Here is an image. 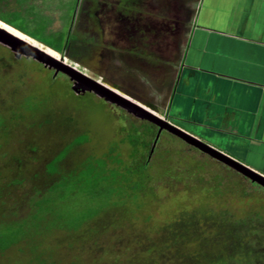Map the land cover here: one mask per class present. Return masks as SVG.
<instances>
[{"label":"rangeland","instance_id":"rangeland-1","mask_svg":"<svg viewBox=\"0 0 264 264\" xmlns=\"http://www.w3.org/2000/svg\"><path fill=\"white\" fill-rule=\"evenodd\" d=\"M3 1V15L13 22L18 12L33 27L44 20L42 37L72 31L75 39L61 54L68 63L156 113L148 104L165 95L158 90L166 86L168 60L162 55L171 42L154 5ZM145 122L93 93H75L69 77L17 57L0 43V234L19 239L0 251V264H181L177 254L215 253L228 240H214L225 223L234 234L243 227L264 233V188L167 131L149 157L150 149L140 143L153 139L144 136L137 146L129 139L150 134ZM136 159L151 164L140 178ZM86 172L94 182L107 180L83 185ZM65 179L81 185L69 201L70 212L91 220L78 230L51 229L54 220L33 228L37 221L28 218L36 213L34 201L44 194L50 198L51 187ZM60 187L62 194L75 184ZM198 209L194 233L184 245L175 240V249L172 227Z\"/></svg>","mask_w":264,"mask_h":264},{"label":"crops","instance_id":"crops-1","mask_svg":"<svg viewBox=\"0 0 264 264\" xmlns=\"http://www.w3.org/2000/svg\"><path fill=\"white\" fill-rule=\"evenodd\" d=\"M135 2L165 17L171 42L165 95L148 106L264 175V0Z\"/></svg>","mask_w":264,"mask_h":264},{"label":"trees","instance_id":"trees-1","mask_svg":"<svg viewBox=\"0 0 264 264\" xmlns=\"http://www.w3.org/2000/svg\"><path fill=\"white\" fill-rule=\"evenodd\" d=\"M2 2L4 1L0 0V21L20 31L21 33L27 35L28 37L36 40L37 42L49 47L50 49L56 51L57 53L59 54L65 53L70 47L73 39H75L73 34H71L72 31L69 35V34H64L62 30L58 32H54L55 34L53 33L52 34L53 36H51V38L42 37L41 32H44L46 30V25H44V20L38 21L33 27L29 19L27 20L26 18L21 16L23 15V13L18 12L17 15L15 16L18 18L17 19L18 21L13 22V20L8 17L9 15L7 14L3 15V12L5 11V7L4 8L2 7ZM16 10L22 12L24 9L19 7V9H16ZM144 129L146 130L145 132H149L150 134H143V135L131 134V138L129 136V139H130L131 145H136V146L140 140L143 141L142 139L144 138V136H148L151 139H153V143L151 144L145 141L140 143L142 148L150 149L149 157H151L156 154L155 152L156 148H154L155 150L154 151L153 145H154V142L158 134V128L152 123L145 122ZM136 161L137 163H135V165L137 167L139 166L140 169L139 170L135 169L134 172L138 173V178H140V175H145L146 173H148L147 171L149 170V166L151 164H148L145 161L142 162L140 159H136ZM88 173L89 172H86L82 176L83 181L86 182V184L84 182L83 185L92 184L94 186L97 181L105 182L107 180L106 177H103L100 179H96V182H94L95 176H92L91 174H88ZM92 173H93V170H92ZM127 174L130 178L131 171L128 170ZM97 176H99V173L96 175V177ZM112 178H115V175H113ZM62 182L66 183V185L67 184L73 185L74 183L75 189L69 190L61 194V192L59 191L61 190L60 183L63 184ZM77 186H78V189H76ZM80 186H81L80 184L78 185L74 181L65 179V180H62L54 184L51 187V189L49 190V192H51L50 198H48V196L44 194L39 199H36L35 201L33 200L35 204V205L33 204V210L35 209L36 213L34 215H29V218H28V219H32L34 217V219L37 221L36 225H32L33 228L35 227L37 228V227L44 225V221L46 220L48 221L54 220L55 222L53 226L51 227V229L61 228V229H67V230H78L84 224L83 221H85V219L88 218L89 220H91L90 217L86 218L85 216L76 218L74 216V213H72V211L70 212V209H69V201L74 195L77 194V191L79 190ZM133 186L137 189L139 187H142L140 185H136L134 182H133ZM114 193H115L114 189L111 188L110 190H108V195H110L108 201L111 200V197ZM200 212H201V209H198V211H195L191 215H188L187 218L184 220V222L180 220V222H177V224L172 227V229L173 228L174 229L172 232L173 234H171L170 238L173 239V244L175 246V249H177L176 243L174 242L175 240L177 239L180 240L178 242V245H182V244L184 245L185 241L188 238H190V234L194 233L193 231L196 229L198 222H196V220H193V218L197 217V215H199ZM69 214H71V216L73 215L72 216L73 218L79 219V222L78 223H76V221L72 222L71 216H69ZM82 222L83 224H81ZM236 222H239V225L242 224L240 220H236ZM228 224L229 223L227 224L225 223L223 228H220L216 231V235L218 237H215L214 240L216 238L219 239L223 237L224 235H226L225 237H228V240H226V242L220 245L219 247L220 250L217 249L215 253L211 252L212 254L206 253L201 258H197V257L187 258V257L180 256L179 254H177L176 257L178 259H182V260L184 259L183 262L181 260V264H264V233L260 231L259 233L255 234L252 228L247 229L243 227V228H240L237 232H235L236 234H234L233 232L234 229L229 231V227L231 226ZM18 240L19 239H15L13 241L12 240L7 241L5 239V235L0 234V243H1L0 251H3L4 250L3 248L13 244L15 241L17 243ZM169 240L170 239L166 241H169ZM260 245H262V247ZM168 246L169 248H171L172 244L170 245L168 244ZM168 246L165 242L164 247L168 248ZM213 250H215V248H213Z\"/></svg>","mask_w":264,"mask_h":264},{"label":"water","instance_id":"water-1","mask_svg":"<svg viewBox=\"0 0 264 264\" xmlns=\"http://www.w3.org/2000/svg\"><path fill=\"white\" fill-rule=\"evenodd\" d=\"M4 26L15 30L19 33L20 31L12 28L11 26L0 21ZM24 37L30 39L33 42L40 44L43 48L35 46L30 42L17 37L10 33L6 28L0 27V43L4 46L10 48V50L16 54L17 57L26 56L33 58L37 62L41 63L45 68L54 71L55 75L64 74L69 77L70 81L73 83V91L77 94L80 93H93L98 98L113 104L122 110H125L128 114L135 116L136 118L147 121L154 124L158 128V134L153 145V150L156 143L163 131H167L170 134L178 137L182 141L186 142L188 145L196 148L197 150L209 155L218 162L228 166L234 171L240 173L244 177L248 178L252 183L259 185L264 188V175L253 171L244 164L238 162L237 160L231 158L230 156L224 154L223 152L213 148L212 146L202 142L198 138L188 134L187 132L181 130L177 126L171 124L163 117L157 115L156 113L150 111L144 106L136 103L130 98L124 96L119 91L113 89L112 87L103 84L101 81L95 80L85 73L80 71L76 66L68 63L66 59L50 49L49 47L37 42L36 40L28 37L27 35L21 33ZM53 51L59 55L56 58L49 54L46 50ZM152 150V151H153Z\"/></svg>","mask_w":264,"mask_h":264},{"label":"bare ground","instance_id":"bare-ground-1","mask_svg":"<svg viewBox=\"0 0 264 264\" xmlns=\"http://www.w3.org/2000/svg\"><path fill=\"white\" fill-rule=\"evenodd\" d=\"M0 27H4V28H6L10 33H12L13 35H15V36H17V37H20V38H22V39H25L26 41L30 42L31 44H33V45H35V46H38V47L44 49V47H42L40 44L31 41L30 39L24 37L21 33L15 31V30H12V29H10V28H8V27H6V26H4L2 23H0ZM45 50H46L49 54H51L52 56H54V57H56V58H59V57H58L59 55L56 54V53H54L53 51H50V50H48V49H46V48H45Z\"/></svg>","mask_w":264,"mask_h":264},{"label":"clouds","instance_id":"clouds-1","mask_svg":"<svg viewBox=\"0 0 264 264\" xmlns=\"http://www.w3.org/2000/svg\"><path fill=\"white\" fill-rule=\"evenodd\" d=\"M56 52V51H55ZM59 54V53H58ZM61 55V54H60Z\"/></svg>","mask_w":264,"mask_h":264},{"label":"flooded vegetation","instance_id":"flooded-vegetation-1","mask_svg":"<svg viewBox=\"0 0 264 264\" xmlns=\"http://www.w3.org/2000/svg\"><path fill=\"white\" fill-rule=\"evenodd\" d=\"M164 132V131H163Z\"/></svg>","mask_w":264,"mask_h":264}]
</instances>
